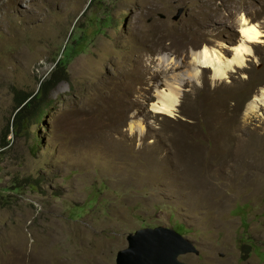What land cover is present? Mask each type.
<instances>
[{
    "label": "rangeland",
    "instance_id": "374dc122",
    "mask_svg": "<svg viewBox=\"0 0 264 264\" xmlns=\"http://www.w3.org/2000/svg\"><path fill=\"white\" fill-rule=\"evenodd\" d=\"M242 17L264 32V0H0V264H116L129 234L159 226L199 251L184 263L264 264V108L244 117L264 36L240 41ZM242 43L251 55L226 79L183 80L193 53L227 61ZM63 52L69 78L15 135L18 97ZM161 91L179 96L172 115L153 109ZM237 135L252 154L221 164Z\"/></svg>",
    "mask_w": 264,
    "mask_h": 264
},
{
    "label": "bare ground",
    "instance_id": "6f19581e",
    "mask_svg": "<svg viewBox=\"0 0 264 264\" xmlns=\"http://www.w3.org/2000/svg\"><path fill=\"white\" fill-rule=\"evenodd\" d=\"M240 23L242 26V27H240L241 33H242V36H243V39L245 42L253 44V43H259L262 41L261 39L264 36V32L261 30L259 25L254 24V23H248L247 20L243 17H242ZM250 37H253V38L250 39ZM247 43H242V44H239L238 46H236L234 49L233 55L231 56L232 58L228 59L227 61H224L223 55L219 51H217L215 49H208L207 47H205L204 49H202L199 52L193 53L192 54L193 58H192L191 64L195 68V70L193 72L189 70L185 74L183 80H188L191 77H197V75L200 73L201 69H203V68L211 69L213 71L214 77L217 80L226 79L228 77V72L231 69H233V67L244 66L245 61H246V56L249 55V53L251 52V48L246 45ZM160 61H161L162 67L165 69L169 68L170 66H173V62H174L173 58H171L169 56L161 57ZM173 81H177V79H175V80L173 79ZM181 82H183V81H181ZM178 98H179V96L176 94H171L169 92H162L161 91L160 95H159V101L153 104V109L157 113L172 115L177 110L176 106L178 105ZM261 108H264V89H262L260 94L255 95L253 100L247 105L244 117L248 118L252 115L253 116L256 115ZM134 128L143 131V127L140 124H135ZM131 129H133V128H131ZM181 139L182 138L179 137V140H181ZM233 139L234 140L231 143V148L227 149L225 147L226 144H224L222 147L223 152L215 153L217 155L218 159L220 160L219 162L221 164H223L225 162L224 158H226V157L231 158V159H238L241 156V154H252V147L248 145L246 140H244L239 135H237L236 137H233ZM177 143H178L177 141H172L173 148L177 146L176 145ZM174 145H176V146H174ZM224 149L226 150L225 154H224V151H225ZM194 151L197 152V150H194ZM201 154H202V152H198L196 155L198 157H200ZM222 156L224 157L223 159H221ZM179 158H178L177 154L175 153V157H174L175 166L178 168L181 166L180 165L181 160H179ZM206 166L208 168V165H206ZM184 167L182 166V168H184ZM217 170L220 171L219 169H217ZM206 171L207 170L202 171V167H201V168H198L197 170L192 169L191 173H199V175L201 177L202 173H204ZM203 196L206 198L207 205H209L211 208L213 206H216L212 203L211 199H209V198H211L212 195L208 190H206L204 192ZM211 208H209V209H211ZM35 254H36V252H35ZM37 255H38V253H37ZM32 260L34 262V258H32ZM32 260H31L30 256L27 257L28 264H31V263L33 264ZM29 261H31V263ZM45 262L44 261L43 262L38 261V263H40V264L45 263Z\"/></svg>",
    "mask_w": 264,
    "mask_h": 264
},
{
    "label": "water",
    "instance_id": "95a60500",
    "mask_svg": "<svg viewBox=\"0 0 264 264\" xmlns=\"http://www.w3.org/2000/svg\"><path fill=\"white\" fill-rule=\"evenodd\" d=\"M184 13L180 8L178 18ZM128 247L117 254L116 264H188L180 257L199 251L184 236L168 227L144 228L127 236Z\"/></svg>",
    "mask_w": 264,
    "mask_h": 264
},
{
    "label": "trees",
    "instance_id": "16d2710c",
    "mask_svg": "<svg viewBox=\"0 0 264 264\" xmlns=\"http://www.w3.org/2000/svg\"><path fill=\"white\" fill-rule=\"evenodd\" d=\"M119 23L121 25V22ZM64 52L60 57H56L54 61V68L49 75L41 81L40 88L36 94H21V98L18 97L16 113L12 124L13 133L15 135L26 132L28 130V126L30 125V121L41 118V116L46 112V109L49 107V94L60 83L67 81L69 78V74L67 73L65 64L63 63ZM35 147L36 144H34V148Z\"/></svg>",
    "mask_w": 264,
    "mask_h": 264
},
{
    "label": "flooded vegetation",
    "instance_id": "af4514ba",
    "mask_svg": "<svg viewBox=\"0 0 264 264\" xmlns=\"http://www.w3.org/2000/svg\"><path fill=\"white\" fill-rule=\"evenodd\" d=\"M237 32H239V33L241 34V40H240V41H242V37H243V36H242V33H241V28H240V29H237ZM240 41H239V42H240ZM239 42H238V43H239ZM238 43H237V44H238ZM250 55H251V54H250ZM250 55H249V56H250ZM231 56H232V55H231Z\"/></svg>",
    "mask_w": 264,
    "mask_h": 264
},
{
    "label": "snow or ice",
    "instance_id": "6c2138e0",
    "mask_svg": "<svg viewBox=\"0 0 264 264\" xmlns=\"http://www.w3.org/2000/svg\"><path fill=\"white\" fill-rule=\"evenodd\" d=\"M253 38V37H250V39Z\"/></svg>",
    "mask_w": 264,
    "mask_h": 264
}]
</instances>
